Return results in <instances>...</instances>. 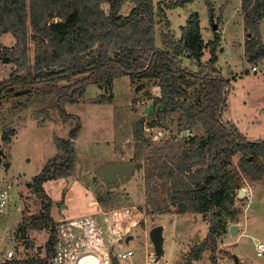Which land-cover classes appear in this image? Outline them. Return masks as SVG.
<instances>
[{
    "label": "rangeland",
    "instance_id": "1",
    "mask_svg": "<svg viewBox=\"0 0 264 264\" xmlns=\"http://www.w3.org/2000/svg\"><path fill=\"white\" fill-rule=\"evenodd\" d=\"M74 1L58 0L49 5L48 18L42 28L62 22L64 12L72 10ZM174 1L151 0L154 44L165 48L163 34L181 40L182 27L196 16L205 45L200 59L203 63L210 58L209 43L216 36L220 39L216 48V69L230 84L222 119L248 141L264 140V59L252 62L247 52L252 41L256 42V47L264 46V14L255 13L256 8L264 6V0H190L183 6H167ZM26 3L28 9L29 0ZM135 4L136 0H125L120 15H128ZM158 6L162 11L159 14ZM103 7L108 15V5ZM213 25L217 26L216 30ZM130 34L135 35L134 31ZM15 48L14 36L0 34V81L15 72L21 73L12 60L4 62L11 59ZM52 50L48 39L27 20V65L33 67L44 55H51ZM185 53L179 56L183 65L196 71V65L192 64L195 60ZM27 93L0 102V191L8 193L7 206L0 210V263L6 261L4 254L9 250L14 251L13 258L21 260L44 255L49 228L40 220L41 201L34 192L35 178L60 154L55 138L68 140L76 130L72 141L75 159L70 175L42 184L43 193L52 202L49 214L55 228L60 230L64 223L83 221L91 216L98 219L99 229L95 233L98 238L93 237L89 227L87 233L82 230L84 252L80 254L88 257V264H184L190 252L206 239L210 214L204 217L190 210L177 212V204L172 205L167 200L172 181L165 184L158 175L161 163L168 161L173 167L172 179L178 184L186 179L187 172L176 170V157L182 155L183 144L191 137L203 136V129L197 126L182 131L177 113H170L158 121L159 124L149 126L155 120L152 118L156 111L153 101L159 96L155 80L132 83L125 76L115 79L111 89L89 85L77 103L64 107L65 116L59 115L42 95ZM100 95L110 100L94 103ZM160 148L162 153L158 152ZM202 153L192 172L205 171L208 167L205 152ZM157 158L160 160L154 164ZM238 159L239 156L232 158L229 170L238 171ZM108 163H140L141 167L135 168L125 182L108 185L96 173ZM147 174L153 177L149 186ZM238 183L244 194L239 196V190L234 193L230 204V209L236 211L234 220L227 232L217 239L215 257L218 264H233L228 254L240 264H264V254L258 255L255 248L257 243L264 246V181H251L240 172ZM204 185L202 182V189ZM95 191L110 192L112 197L102 206L96 202ZM157 205L161 212H154ZM31 216L39 218L38 228L32 226ZM157 225L163 227L159 258L148 236L150 229ZM231 225L237 226L233 235L229 231ZM128 236L132 238L125 243ZM125 250L133 251V256L118 260L116 254ZM209 254L203 252L200 259L191 264H211ZM74 256L78 258L71 255L60 264H76Z\"/></svg>",
    "mask_w": 264,
    "mask_h": 264
},
{
    "label": "trees",
    "instance_id": "2",
    "mask_svg": "<svg viewBox=\"0 0 264 264\" xmlns=\"http://www.w3.org/2000/svg\"><path fill=\"white\" fill-rule=\"evenodd\" d=\"M189 1L176 0L167 6H183ZM54 2L58 0H29L27 9L26 0H0V34L10 33L16 38L11 59H4V62L12 60L21 72L0 81V102L17 97L14 93L18 90L28 89L26 95H42L59 115L65 116L64 107L77 103L89 85L111 89L115 79L125 76L132 83L157 81L159 96L154 98L156 111L152 115L155 120L149 126L159 124L158 121L170 113H177L182 131H190L197 126L203 129V136L191 137L183 144L182 155L176 157V170L187 172L186 179L179 184L174 181L173 167L168 161L161 163L158 175L165 184L168 180L172 181L167 200L172 205L177 204V212L190 210L204 217L210 214L206 239L190 252L184 264L199 260L206 251L210 252V263L218 264L215 257L217 239L227 232L234 220L236 211L230 209V204L240 188L238 174L241 172L254 182L264 181V140L250 142L222 119L230 84L216 69L219 37L209 43L210 58L203 63L200 59L205 45L196 16L182 27L181 40L176 41L172 36L163 34L165 48L162 49L156 47L153 41L151 0H136L135 6L125 16L119 13L125 0H81L79 3L75 0L72 10L64 12L62 22L42 28L48 18L47 7ZM105 4L109 7L108 15L104 12ZM157 11L158 14L162 12L160 6ZM255 13L258 16L264 14V6L256 8ZM27 20L48 39L53 49L51 55H44L33 67L26 61ZM246 21L249 22V19ZM256 28L255 25V31ZM131 31H134V36H131ZM251 44L247 49L248 59L252 62L264 59V46L256 47L254 41ZM184 52L188 58L195 60L192 64L196 65V71L183 65L179 56ZM109 100L110 97L100 95L94 103ZM44 114L47 116L46 112ZM75 136L76 130L71 132L68 140L55 138L61 155L49 162L35 178L34 192L41 201L40 220L46 222L45 226L49 228L44 255L22 260L12 258L0 264H60L61 260L63 263L71 255L78 256L73 257L76 264H88V257L80 254L84 252L82 230L87 233L89 227L93 237L98 238L95 234L99 229L98 219L91 216L82 222L64 223L60 230L55 228L49 214L52 202L42 190L44 182L70 175L75 159L72 148ZM158 152L162 153L163 149ZM202 152H205L208 167L205 171L198 169L192 172ZM234 156H239L236 172L229 170ZM159 160L157 158L154 164ZM152 178L147 174V186ZM202 182L205 183L203 189ZM95 195L96 202L102 206L112 197L110 192L95 191ZM161 211L158 205L154 207V212ZM38 219L37 216L29 218L34 228L39 227ZM58 231L60 235H57ZM228 256L233 264H240L232 255ZM112 262L115 263L116 259L113 258Z\"/></svg>",
    "mask_w": 264,
    "mask_h": 264
},
{
    "label": "water",
    "instance_id": "3",
    "mask_svg": "<svg viewBox=\"0 0 264 264\" xmlns=\"http://www.w3.org/2000/svg\"><path fill=\"white\" fill-rule=\"evenodd\" d=\"M217 26L213 25V30H216ZM248 71H246L247 73ZM29 90H18L14 94L16 96L22 95L27 93ZM141 167L140 163H108L101 167H99L96 171L97 175L103 179V181L106 184H111L116 179H118L120 182H125L128 180L133 173V170L136 168ZM67 181L71 182L70 178H67ZM244 194L243 190L238 191V195L242 196ZM40 224V223H39ZM162 230L163 227L161 225L154 226L150 229L148 236L149 240L152 243L154 253L157 258H159L162 255ZM229 231L231 235L235 234L237 231V226L231 225L229 227ZM131 236H128L125 240V243H127L129 240H131Z\"/></svg>",
    "mask_w": 264,
    "mask_h": 264
},
{
    "label": "built area",
    "instance_id": "4",
    "mask_svg": "<svg viewBox=\"0 0 264 264\" xmlns=\"http://www.w3.org/2000/svg\"><path fill=\"white\" fill-rule=\"evenodd\" d=\"M252 70L255 71L256 68L253 67ZM7 203H8V193L6 190H1L0 191V210L5 209V207L7 206ZM72 222H82V221L76 220V221H72ZM255 248H256L258 255L264 254L263 244L257 243ZM116 255L120 261L121 260H128L130 257L133 256V251L125 250V251L118 252ZM13 256H14V251H12V250H9L4 254L5 260H10L11 258H13Z\"/></svg>",
    "mask_w": 264,
    "mask_h": 264
},
{
    "label": "flooded vegetation",
    "instance_id": "5",
    "mask_svg": "<svg viewBox=\"0 0 264 264\" xmlns=\"http://www.w3.org/2000/svg\"><path fill=\"white\" fill-rule=\"evenodd\" d=\"M118 181H119V180L116 179V180H115L114 182H112L111 184H116ZM108 185H110V184H108Z\"/></svg>",
    "mask_w": 264,
    "mask_h": 264
},
{
    "label": "crops",
    "instance_id": "6",
    "mask_svg": "<svg viewBox=\"0 0 264 264\" xmlns=\"http://www.w3.org/2000/svg\"><path fill=\"white\" fill-rule=\"evenodd\" d=\"M248 71V70H247Z\"/></svg>",
    "mask_w": 264,
    "mask_h": 264
}]
</instances>
